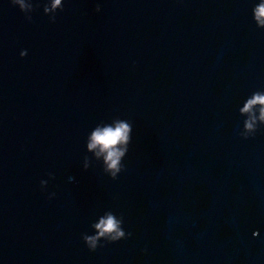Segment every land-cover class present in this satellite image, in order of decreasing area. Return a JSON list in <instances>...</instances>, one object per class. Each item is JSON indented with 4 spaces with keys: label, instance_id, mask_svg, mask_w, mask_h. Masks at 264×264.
Returning <instances> with one entry per match:
<instances>
[{
    "label": "water",
    "instance_id": "water-1",
    "mask_svg": "<svg viewBox=\"0 0 264 264\" xmlns=\"http://www.w3.org/2000/svg\"><path fill=\"white\" fill-rule=\"evenodd\" d=\"M46 2L0 0V264H264L260 0ZM116 118L112 179L86 142ZM109 211L132 235L90 251Z\"/></svg>",
    "mask_w": 264,
    "mask_h": 264
},
{
    "label": "clouds",
    "instance_id": "clouds-1",
    "mask_svg": "<svg viewBox=\"0 0 264 264\" xmlns=\"http://www.w3.org/2000/svg\"><path fill=\"white\" fill-rule=\"evenodd\" d=\"M11 3L19 6V9L25 13L28 20L32 17L29 15L34 10L32 0H11ZM39 5L37 4V7ZM63 0H47L43 6L45 14L50 15V21L55 22L57 10H63ZM96 12L101 11V4L96 3ZM254 13V20L257 27H264V0H260V3H256L252 9ZM27 54V50H22L20 55L23 57ZM256 105H260L259 120L264 121V92L256 91L252 94V97L247 101L241 112L252 113L253 108ZM257 118L254 115L250 116V119L245 121L244 131L239 133L240 136L247 139L256 132V125L254 121ZM114 125V126H113ZM132 141V123L125 119L116 118L111 124H107L105 127H96L92 131L91 136L87 138L86 148L88 150L98 149L97 155L104 153V159L107 164V169L110 171V177L116 179L118 174L124 169L122 158L125 157L128 146ZM50 177L52 173H48ZM47 180H41V187L44 188L47 185ZM50 196H54L55 193H50ZM123 219L116 218V215L109 211L106 216L101 217L98 223L91 225L95 229L94 234H82V239L90 251H95L98 246H102L100 241L116 242L121 239H125L132 235L131 232H125L122 227ZM256 233H254L255 235ZM147 251V249H144Z\"/></svg>",
    "mask_w": 264,
    "mask_h": 264
}]
</instances>
